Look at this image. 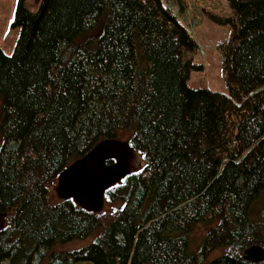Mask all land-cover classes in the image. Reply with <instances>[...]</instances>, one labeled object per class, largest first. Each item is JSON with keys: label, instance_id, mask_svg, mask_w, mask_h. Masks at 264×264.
Returning <instances> with one entry per match:
<instances>
[{"label": "trees", "instance_id": "16d2710c", "mask_svg": "<svg viewBox=\"0 0 264 264\" xmlns=\"http://www.w3.org/2000/svg\"><path fill=\"white\" fill-rule=\"evenodd\" d=\"M227 1L213 16L231 27L225 95L188 86L199 47L161 0H17L14 50L0 48V264H264L242 257L264 248V0ZM121 131L144 164L104 192L119 207L51 201L60 173Z\"/></svg>", "mask_w": 264, "mask_h": 264}, {"label": "rangeland", "instance_id": "374dc122", "mask_svg": "<svg viewBox=\"0 0 264 264\" xmlns=\"http://www.w3.org/2000/svg\"><path fill=\"white\" fill-rule=\"evenodd\" d=\"M164 6L170 7L177 16L181 24H183L194 37L199 50L189 53L188 57L196 65L201 68H192L189 71L187 84L191 88H206L211 91H217L225 95L229 94L226 84L225 75L222 69L221 45L224 44L231 33L229 24H221L213 19V16L228 17L232 10L227 0H161ZM41 0H26V5L30 10H36ZM17 0H0V48L7 55H10L15 47L19 27L13 25L14 12ZM4 97L0 99V121L1 110ZM128 131H121L116 140L121 143H128ZM0 132V144H1ZM119 159V158H118ZM117 159V160H118ZM128 161L130 163V171L139 170L143 166L142 155L131 149ZM51 201H60L65 198L58 189V179H55L50 188ZM264 202V195L259 198L257 205ZM119 203L103 202L99 212H114ZM256 206H254V213ZM5 219L0 216V227L5 225ZM207 226L202 223L195 225L190 237L189 250L198 251L200 244L207 232ZM95 235L88 236L85 240L70 241L65 244L54 246L53 250L60 252H68L79 249L89 244ZM254 245V244H253ZM223 249L216 248L203 258V262H208L220 255ZM202 258V255L198 256ZM47 259L42 264H46Z\"/></svg>", "mask_w": 264, "mask_h": 264}, {"label": "water", "instance_id": "95a60500", "mask_svg": "<svg viewBox=\"0 0 264 264\" xmlns=\"http://www.w3.org/2000/svg\"><path fill=\"white\" fill-rule=\"evenodd\" d=\"M130 152L128 144L116 139L101 141L60 173L58 189L61 195L73 198L87 210L99 212L106 189L130 172ZM242 257L250 262H262L264 248L251 245L244 250Z\"/></svg>", "mask_w": 264, "mask_h": 264}, {"label": "flooded vegetation", "instance_id": "af4514ba", "mask_svg": "<svg viewBox=\"0 0 264 264\" xmlns=\"http://www.w3.org/2000/svg\"><path fill=\"white\" fill-rule=\"evenodd\" d=\"M115 161H116V159H115Z\"/></svg>", "mask_w": 264, "mask_h": 264}]
</instances>
